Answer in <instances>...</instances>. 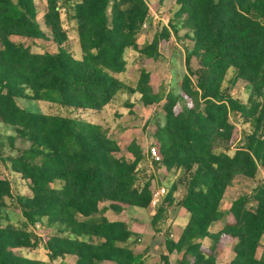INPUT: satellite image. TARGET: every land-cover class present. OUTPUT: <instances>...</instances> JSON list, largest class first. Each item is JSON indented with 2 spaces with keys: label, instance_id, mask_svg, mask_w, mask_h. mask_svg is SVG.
Segmentation results:
<instances>
[{
  "label": "trees",
  "instance_id": "16d2710c",
  "mask_svg": "<svg viewBox=\"0 0 264 264\" xmlns=\"http://www.w3.org/2000/svg\"><path fill=\"white\" fill-rule=\"evenodd\" d=\"M45 3L43 30L35 0H0V124L12 129L6 142L16 152L3 158L0 139V161L29 184V194L14 196L11 181L0 177V264H47L22 252L37 248L50 261L75 256L74 264H147L134 248L139 238L129 225L106 217L150 208L156 177H141L143 145L132 141V159L119 157L120 146L102 125L19 104L42 101L101 113L119 93L139 95L144 109L161 107L153 131L159 160L151 165L176 178L150 226L166 254L178 253L177 264H216L234 241L229 264H264V182L222 210L237 177L254 180L264 172V0H175L167 26L142 46L138 38L150 14L146 0ZM62 15L74 25L79 59L67 46ZM182 30L192 47L185 49L179 93L156 90L147 67L134 86L120 79L128 50L158 64L160 47L179 39ZM13 37L49 41L56 50L32 53ZM238 81L246 83V101L229 91ZM232 117L250 130L237 138ZM17 140L29 146L16 150ZM10 205L21 212L18 225L11 222ZM174 209L188 217L176 239L166 225ZM223 220V229L211 233ZM37 224L42 236L33 230ZM160 259L168 264L166 255Z\"/></svg>",
  "mask_w": 264,
  "mask_h": 264
},
{
  "label": "rangeland",
  "instance_id": "374dc122",
  "mask_svg": "<svg viewBox=\"0 0 264 264\" xmlns=\"http://www.w3.org/2000/svg\"><path fill=\"white\" fill-rule=\"evenodd\" d=\"M150 8L149 19L146 22V27L142 29L138 44L150 42L154 36L155 31L162 27L167 26L169 19L172 17L175 11V0H166L162 5L159 4V0H146ZM38 9V21L43 30H45L43 24V16L46 10L45 0H35ZM64 29L68 33L69 41L68 48L77 59L81 57L79 42L77 34L74 29V25L66 21L65 16L62 15ZM186 31L180 32V38L173 37L171 42L160 47L161 52L168 53V57H163V60L158 64H151L146 62L138 52L128 50L125 54L127 61V72L120 76V79L130 86H134L139 78V72L141 69L147 67L150 69L152 75V84L156 90L164 89L166 91L172 90L175 93L180 92V81L186 74L184 66L185 49L191 48L190 42L184 39ZM14 42L21 43L25 47L29 48L32 53L41 54L46 51H55L56 47L50 44L49 41L33 42L30 39L13 37ZM192 67H196V60H192ZM230 93L239 98L242 101L248 99V91L246 83L238 81L236 85L229 87ZM19 104L31 111L39 112L47 115H71L74 117H80L86 121L97 123L106 128L109 132V136L112 137L120 146L121 153L119 157H125L127 153V147L132 141H138L144 145V150L150 146L156 147L153 138V131L157 122L161 121L162 111L158 105H153L149 109H144L139 102V95H130L128 93H119L114 101L108 105L101 113L92 112H77L68 111L61 108L57 104L49 102H28L19 101ZM132 104L133 107L129 108L128 105ZM136 106V107H135ZM232 124L236 127V137L241 136L243 130L249 131L250 126L237 123L234 117L231 118ZM13 135L11 128L0 124V139L3 141L4 146L2 148V157L5 158L8 155H13L16 152L13 151L6 142V138ZM235 143V142H234ZM29 146L28 143L22 140H17L16 150H23ZM126 158V157H125ZM142 179L145 177H151L154 173V168L151 165V160L146 158L139 166ZM7 178L12 183V190L14 196L29 194V184L23 180L20 176L11 173L4 164L0 161V177ZM173 179L163 180V184L168 190L172 184ZM264 182V176L259 174L254 180H247L242 177H237L231 187L226 193V197L222 203V210L226 212L229 207V203L239 195H250L253 189L260 183ZM141 216H148L149 212L143 209H137ZM8 212L10 213L12 224L18 225L23 219L20 210L13 205L9 206ZM178 223V224H177ZM179 223L182 220L179 218L177 209L171 211L169 219L166 223L168 227L174 232H177V227H181ZM174 225H177L174 227ZM147 242V241H145ZM159 244H162V238L158 239ZM148 243V242H147ZM42 248L23 250V254L34 256L35 250ZM38 257L45 256V250L37 254ZM61 264L60 259H57L55 263ZM219 264V263H218Z\"/></svg>",
  "mask_w": 264,
  "mask_h": 264
},
{
  "label": "crops",
  "instance_id": "0c3cea01",
  "mask_svg": "<svg viewBox=\"0 0 264 264\" xmlns=\"http://www.w3.org/2000/svg\"><path fill=\"white\" fill-rule=\"evenodd\" d=\"M159 52L163 57H165V56L168 57V53L163 54L161 52V49H159ZM150 107H152V106H150ZM150 107H148L147 109H149ZM136 143L138 145H143L142 143H139L138 141H136ZM143 147H144V145H143ZM144 153L147 154V150L146 151L144 150ZM125 157L127 159H132L130 154H127ZM147 158L149 159L148 155H147ZM153 173H154V176L156 178L158 177L156 174L157 173L160 174L159 171L157 173L155 171H153ZM260 174H262L264 176V172L262 170H260ZM164 178L166 180H169V179L174 180L176 178V175L170 174L168 176H164ZM232 201L229 203V207L227 208L226 212L229 210V208L232 204ZM137 209L138 208L125 209L119 215H115L111 212H107L106 217L110 221H122V222H125L126 224L129 225L132 232L136 236H138V238H139V241L134 246V248L139 254H143L144 257L147 258V260H148L147 264H163V261L160 259L161 255H166L168 257V264H177L178 260L180 259V255L176 252H174L170 255L169 254L167 255L165 252V247L162 244H159V242H158V239H160V238L155 236V233L150 226V221H151L152 216L155 213L156 208L150 207L149 209L146 210L149 212V217L148 216H141L138 213ZM177 213L179 214V218L182 220V223H179L181 225V227L180 226L177 227V232H174L173 230H171V232L175 233L174 239L178 238L181 235L184 226L188 222V217L182 209H177ZM223 222H224V220L221 222H218L216 225H214L211 228L210 232L216 233V232L222 230L223 225H224ZM176 226L177 225H174V227H176ZM145 241H147L148 243ZM202 243L205 247H209L211 245L210 241L208 239L203 240ZM233 245H234V241H233V243H228L225 246V248L223 250V254L221 255V257L219 258V260L217 261L216 264H218V263L219 264H229L233 260V258H234ZM43 250H45V249L42 248L39 250H35L34 256H30V255H26V254H24V255L28 258L36 259V260L42 261V262L47 263V264L55 263L57 261V260L56 261H50L49 257H48V253L46 250H45V256L44 257H41V258L38 257L37 254ZM59 259L61 261V264H74L76 261L75 256H68V257L59 258ZM108 264H110V263H108Z\"/></svg>",
  "mask_w": 264,
  "mask_h": 264
},
{
  "label": "built area",
  "instance_id": "2783aa9c",
  "mask_svg": "<svg viewBox=\"0 0 264 264\" xmlns=\"http://www.w3.org/2000/svg\"><path fill=\"white\" fill-rule=\"evenodd\" d=\"M145 27L146 24H144L143 28ZM147 155L151 161L159 160L158 150L154 146H150L149 148H147ZM159 173V176L151 182L152 201L150 207L152 208H156L161 203L165 195L168 193V189L164 185H162L163 180L165 179L164 175L162 174V169L159 170ZM33 230L38 236L43 235V229L41 227V224H37ZM170 237L174 238L175 233L171 232Z\"/></svg>",
  "mask_w": 264,
  "mask_h": 264
}]
</instances>
